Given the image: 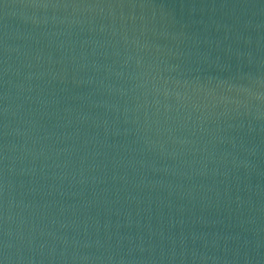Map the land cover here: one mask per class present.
<instances>
[{
    "label": "water",
    "instance_id": "obj_1",
    "mask_svg": "<svg viewBox=\"0 0 264 264\" xmlns=\"http://www.w3.org/2000/svg\"><path fill=\"white\" fill-rule=\"evenodd\" d=\"M0 264H264V0H0Z\"/></svg>",
    "mask_w": 264,
    "mask_h": 264
}]
</instances>
